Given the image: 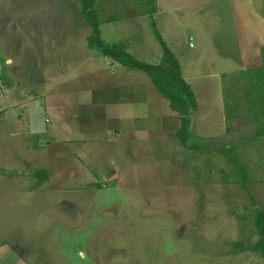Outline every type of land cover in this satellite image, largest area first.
I'll list each match as a JSON object with an SVG mask.
<instances>
[{
    "label": "rangeland",
    "instance_id": "obj_1",
    "mask_svg": "<svg viewBox=\"0 0 264 264\" xmlns=\"http://www.w3.org/2000/svg\"><path fill=\"white\" fill-rule=\"evenodd\" d=\"M246 2L264 17V0H155L197 105L184 146L147 75L88 47L79 0H0V264H264L249 250L252 211H264V76L235 61L237 35L252 29ZM146 9L95 5L102 41L155 65L163 51ZM130 91L122 116L99 101ZM221 147L247 171L255 205Z\"/></svg>",
    "mask_w": 264,
    "mask_h": 264
},
{
    "label": "trees",
    "instance_id": "obj_2",
    "mask_svg": "<svg viewBox=\"0 0 264 264\" xmlns=\"http://www.w3.org/2000/svg\"><path fill=\"white\" fill-rule=\"evenodd\" d=\"M79 2L81 6L80 13L90 28V34L87 36L88 47L99 50L104 56L109 57L112 61L128 70H140L147 75L155 90L168 101L171 111L178 115L179 127L175 131L174 137L181 145L185 146L191 133L189 110H196V100L190 85L182 78L179 62L168 49L156 28V22L153 18V14L156 12L155 0H144L145 4H147V9L144 14L149 15V24L152 33L155 39L160 43L163 51L159 63L155 65L136 59L126 52L123 44H105L100 37L99 26L101 20L95 10L96 0H79ZM108 19L113 20L115 17H110ZM260 74L264 76V71L260 72ZM258 132L259 130H256V135L258 137H264V129L262 132ZM193 147H195V145H193ZM219 153L232 165L235 174L239 177L238 180L243 190L247 194L249 202L255 205V199L248 187L249 180L247 171L244 170L241 164L236 160L233 148L221 147L219 148ZM34 174L36 178L39 179L38 183L47 179V174L44 170H38ZM252 221L258 239L249 250L264 259V211L254 208L252 211ZM233 247L241 251L244 249V244L242 242H237L233 244Z\"/></svg>",
    "mask_w": 264,
    "mask_h": 264
},
{
    "label": "crops",
    "instance_id": "obj_3",
    "mask_svg": "<svg viewBox=\"0 0 264 264\" xmlns=\"http://www.w3.org/2000/svg\"><path fill=\"white\" fill-rule=\"evenodd\" d=\"M247 4H249V8L251 9V2L248 3L246 2L244 5H241V8H243L244 6H246ZM251 14L245 15L242 14L241 16L243 17L242 20L244 22L243 24V30L245 31V26H249L250 28H252L251 30L247 31V33L245 32L244 37L241 35H237L238 38V46H239V51L241 50L243 53L239 54L235 57V61L237 63V65L243 67V70L245 71H254L255 75H258L260 77L263 78V76H261L260 72L263 71L264 69V17L261 14H257L256 12L253 11V9H251ZM238 26V24L236 23V27ZM241 28V27H239ZM256 31H260L261 34H256ZM252 32L254 34V39L253 40V45L247 49L242 48V44L246 38L247 35H249ZM241 47V48H240ZM247 53H253V56L248 57ZM118 64V63H117ZM119 66V65H117ZM117 68V67H114ZM130 71L133 70H128L126 69V71H123L125 74H129ZM112 74H115V70H112ZM133 75V73H132ZM133 78V76L131 77ZM112 82V81H110ZM140 80L137 81V83H139ZM131 93H123L121 96L122 98L119 99H109L108 95H102V97L99 98L100 103L102 104L103 107L105 106H109V105H114L116 110H119L118 112L120 113V115H125L127 112L131 111V107L133 105V100L131 99V94L133 93L132 91H130ZM103 96L105 98H103ZM134 96H136V94H134ZM119 117V115L116 117V120H124L125 121H130L132 124V120L128 119L127 117ZM124 118V119H123ZM129 125L128 123L125 124L124 126ZM115 130V129H113ZM134 131V127L131 133H133Z\"/></svg>",
    "mask_w": 264,
    "mask_h": 264
},
{
    "label": "water",
    "instance_id": "obj_4",
    "mask_svg": "<svg viewBox=\"0 0 264 264\" xmlns=\"http://www.w3.org/2000/svg\"><path fill=\"white\" fill-rule=\"evenodd\" d=\"M192 111H193V110H191V109L189 110V112H192ZM189 119L192 120V117L189 116ZM190 122H191V123H190V128H191V127H192V121H190Z\"/></svg>",
    "mask_w": 264,
    "mask_h": 264
},
{
    "label": "built area",
    "instance_id": "obj_5",
    "mask_svg": "<svg viewBox=\"0 0 264 264\" xmlns=\"http://www.w3.org/2000/svg\"><path fill=\"white\" fill-rule=\"evenodd\" d=\"M190 46H191V44H190Z\"/></svg>",
    "mask_w": 264,
    "mask_h": 264
}]
</instances>
